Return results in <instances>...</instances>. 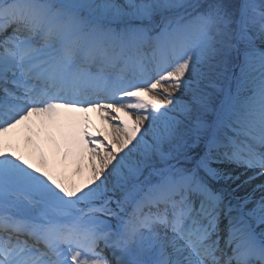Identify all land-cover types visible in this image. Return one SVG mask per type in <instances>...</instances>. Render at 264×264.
<instances>
[{"label":"snow or ice","instance_id":"snow-or-ice-1","mask_svg":"<svg viewBox=\"0 0 264 264\" xmlns=\"http://www.w3.org/2000/svg\"><path fill=\"white\" fill-rule=\"evenodd\" d=\"M0 264H264V0H0Z\"/></svg>","mask_w":264,"mask_h":264},{"label":"bare ground","instance_id":"bare-ground-1","mask_svg":"<svg viewBox=\"0 0 264 264\" xmlns=\"http://www.w3.org/2000/svg\"><path fill=\"white\" fill-rule=\"evenodd\" d=\"M88 116L96 128L100 129L101 131H110V129L107 128V125L100 120L98 113L89 111ZM12 147L13 149H18L22 155L27 156L29 154L28 150L25 148L23 138H14L12 140ZM256 182L258 183L259 181Z\"/></svg>","mask_w":264,"mask_h":264}]
</instances>
